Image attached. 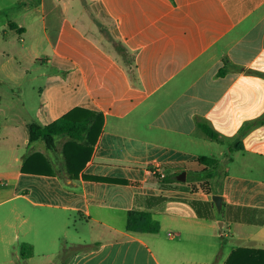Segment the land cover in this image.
Here are the masks:
<instances>
[{"label": "crops", "instance_id": "1", "mask_svg": "<svg viewBox=\"0 0 264 264\" xmlns=\"http://www.w3.org/2000/svg\"><path fill=\"white\" fill-rule=\"evenodd\" d=\"M41 7L57 29L38 54L39 102L16 115L0 95V264H226L236 248H264V0ZM17 19L6 25L25 32ZM74 108L104 115L90 153L66 135L56 150L30 142V123ZM206 180L212 193L192 189ZM134 209L160 230H128Z\"/></svg>", "mask_w": 264, "mask_h": 264}, {"label": "rangeland", "instance_id": "2", "mask_svg": "<svg viewBox=\"0 0 264 264\" xmlns=\"http://www.w3.org/2000/svg\"><path fill=\"white\" fill-rule=\"evenodd\" d=\"M19 2H23V5L31 3V5L25 8ZM46 12L41 7V0H0V95L2 104L9 113L17 115L22 101H25L28 106L39 102V90L44 84V79L38 71L46 67L43 61L38 60V54L42 50H50L46 34L53 35L57 29L56 23L48 25V29H45ZM18 15L24 19L25 32H19L6 25L10 20H18ZM5 28L9 30V34L4 33ZM57 143H60L59 140ZM228 145L230 144H226ZM219 147L216 146L217 154ZM44 148L48 150L46 146ZM234 155L237 156L235 152ZM231 166L232 171L244 172L234 164ZM257 175L263 176L264 170L257 171ZM219 212L225 214L223 210ZM221 238H225L227 247V244H230L227 242L230 237L221 236ZM21 250L19 243L10 247L12 256L13 252L21 253ZM3 253L4 251L0 250L1 261L4 259Z\"/></svg>", "mask_w": 264, "mask_h": 264}, {"label": "trees", "instance_id": "3", "mask_svg": "<svg viewBox=\"0 0 264 264\" xmlns=\"http://www.w3.org/2000/svg\"><path fill=\"white\" fill-rule=\"evenodd\" d=\"M103 123V113L84 110L82 108H74L65 115L59 117L58 119L47 125H42L38 122L30 123V142L38 139H43L49 149L56 150V136L66 135L70 139L81 144L90 145L87 149L88 153H90L92 149L91 146L95 144L99 138ZM202 127L209 137H217V132L211 126H209L208 124H202ZM38 155L41 154L38 153ZM200 160L209 165H214L215 163H217V159L212 156H202ZM23 169L28 170V168H25V166L23 167ZM90 178L94 180H104L111 182H126V180L110 177L95 176ZM191 187L196 191H204L206 193L213 192V188L208 180L199 181L196 183L194 182ZM223 211H225L224 208ZM127 229L136 232H158L160 230V222L153 217V214L150 211L134 209L131 210L128 214ZM23 254L25 255L24 251ZM226 264H264V248H236L227 258Z\"/></svg>", "mask_w": 264, "mask_h": 264}, {"label": "water", "instance_id": "4", "mask_svg": "<svg viewBox=\"0 0 264 264\" xmlns=\"http://www.w3.org/2000/svg\"><path fill=\"white\" fill-rule=\"evenodd\" d=\"M186 178H187V173H186V171H183V172L179 175V179L184 181V180H186ZM213 199H214V201L216 202L218 208H219V209H222V206H223V196L220 195V194H215V195L213 196Z\"/></svg>", "mask_w": 264, "mask_h": 264}, {"label": "built area", "instance_id": "5", "mask_svg": "<svg viewBox=\"0 0 264 264\" xmlns=\"http://www.w3.org/2000/svg\"><path fill=\"white\" fill-rule=\"evenodd\" d=\"M165 176L164 174L162 175V177Z\"/></svg>", "mask_w": 264, "mask_h": 264}]
</instances>
